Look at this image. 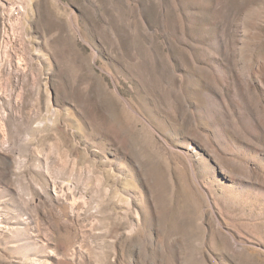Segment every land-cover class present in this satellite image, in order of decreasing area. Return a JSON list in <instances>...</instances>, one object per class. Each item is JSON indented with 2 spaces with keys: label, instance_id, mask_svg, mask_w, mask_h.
<instances>
[{
  "label": "rangeland",
  "instance_id": "374dc122",
  "mask_svg": "<svg viewBox=\"0 0 264 264\" xmlns=\"http://www.w3.org/2000/svg\"><path fill=\"white\" fill-rule=\"evenodd\" d=\"M0 264H264V0H0Z\"/></svg>",
  "mask_w": 264,
  "mask_h": 264
},
{
  "label": "bare ground",
  "instance_id": "6f19581e",
  "mask_svg": "<svg viewBox=\"0 0 264 264\" xmlns=\"http://www.w3.org/2000/svg\"><path fill=\"white\" fill-rule=\"evenodd\" d=\"M158 161V160H157ZM158 163V162H157ZM150 166V165H149ZM156 169V168H155ZM151 170V169H150ZM153 177V176H152Z\"/></svg>",
  "mask_w": 264,
  "mask_h": 264
}]
</instances>
